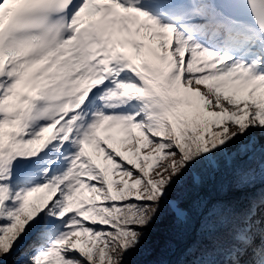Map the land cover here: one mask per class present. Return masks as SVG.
Returning <instances> with one entry per match:
<instances>
[{"label":"snow or ice","instance_id":"obj_1","mask_svg":"<svg viewBox=\"0 0 264 264\" xmlns=\"http://www.w3.org/2000/svg\"><path fill=\"white\" fill-rule=\"evenodd\" d=\"M165 208L264 264V0H0L3 264H126Z\"/></svg>","mask_w":264,"mask_h":264},{"label":"trees","instance_id":"obj_2","mask_svg":"<svg viewBox=\"0 0 264 264\" xmlns=\"http://www.w3.org/2000/svg\"><path fill=\"white\" fill-rule=\"evenodd\" d=\"M191 185L186 180L175 192L177 199H183L191 192ZM203 200L215 198V193L208 190L202 194ZM191 205V199L188 200ZM163 214V215H162ZM170 218L167 219V215ZM161 216L166 220V225L148 230V236L140 252L127 258L126 264H198L202 259V250L208 246V239H205L196 223L180 233L170 237L171 242L167 245L161 242L169 235L173 228V215L171 210L165 208Z\"/></svg>","mask_w":264,"mask_h":264},{"label":"rangeland","instance_id":"obj_3","mask_svg":"<svg viewBox=\"0 0 264 264\" xmlns=\"http://www.w3.org/2000/svg\"><path fill=\"white\" fill-rule=\"evenodd\" d=\"M150 152H151V146H149L147 149H145L142 154L143 155H148ZM177 159H179V157H177ZM163 163L165 165L168 164V163H170V159L169 160H164ZM157 171H161V169H157ZM153 175H155V172L153 173ZM114 178L117 179V180L120 179L119 176L114 177ZM174 196H176L175 193H174ZM169 218H170V215L168 214L167 215V219H169ZM164 225H166V220L160 215V218L156 221V223L152 226V228L153 229H158V228H160V227H162ZM151 237H152V235L148 236V238H151ZM151 240H152V238H151ZM0 264H3V261L2 260H0Z\"/></svg>","mask_w":264,"mask_h":264}]
</instances>
